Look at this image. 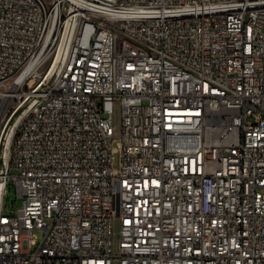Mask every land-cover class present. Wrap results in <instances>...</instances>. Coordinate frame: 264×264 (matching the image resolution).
<instances>
[{"label":"built area","instance_id":"built-area-1","mask_svg":"<svg viewBox=\"0 0 264 264\" xmlns=\"http://www.w3.org/2000/svg\"><path fill=\"white\" fill-rule=\"evenodd\" d=\"M0 264H264V0H0Z\"/></svg>","mask_w":264,"mask_h":264},{"label":"rangeland","instance_id":"rangeland-1","mask_svg":"<svg viewBox=\"0 0 264 264\" xmlns=\"http://www.w3.org/2000/svg\"><path fill=\"white\" fill-rule=\"evenodd\" d=\"M114 122L116 125V133L118 134V132L120 131V127H121V112H120V108L118 105L116 106V112L114 114ZM15 173L16 171L12 169L11 174H15ZM21 201L22 200H21V197L18 195L16 186L13 184L12 180L10 179L9 186H8V192L5 198V207H4L5 213L14 214L17 208L21 205ZM113 226H114L113 230L115 232L113 236V240L116 243L119 238L118 233L120 230V225L117 219H115ZM32 232L37 242L41 243L45 235V231L40 228H34Z\"/></svg>","mask_w":264,"mask_h":264}]
</instances>
